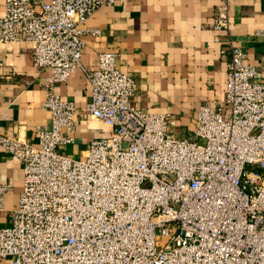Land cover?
<instances>
[{"label": "built area", "instance_id": "2783aa9c", "mask_svg": "<svg viewBox=\"0 0 264 264\" xmlns=\"http://www.w3.org/2000/svg\"><path fill=\"white\" fill-rule=\"evenodd\" d=\"M114 0H107L112 3ZM103 0H3L0 43L30 46L47 71L41 107L50 125L35 140L0 135L21 165L22 183L0 226V260L9 264H264V79L230 36L229 0H218L212 27L221 40L225 88L202 105L195 129L169 131L170 114L130 103L133 78L103 50L82 66L85 19ZM264 37V28L257 31ZM80 69L86 110L109 126L79 154L74 106L54 92ZM12 185L0 182V212Z\"/></svg>", "mask_w": 264, "mask_h": 264}, {"label": "crops", "instance_id": "0c3cea01", "mask_svg": "<svg viewBox=\"0 0 264 264\" xmlns=\"http://www.w3.org/2000/svg\"><path fill=\"white\" fill-rule=\"evenodd\" d=\"M3 0H0V4ZM218 0H103L81 27V64L97 65L98 54L112 50L118 69L133 78L130 103L148 112L171 115L176 135H190L200 106H215L225 88L227 54L221 52L225 32L212 27ZM1 12V7H0ZM230 36L242 48L246 62L257 65L264 79V0H229ZM46 70L32 64L30 46L0 43V135L35 140L34 128L49 126L50 114L41 107ZM54 92L74 106L73 141L57 150L82 152L90 140L105 136L109 126L91 118L89 82L82 70L73 71ZM0 182L12 185L0 212V226L20 192V162L0 145ZM0 264H9L0 260Z\"/></svg>", "mask_w": 264, "mask_h": 264}]
</instances>
